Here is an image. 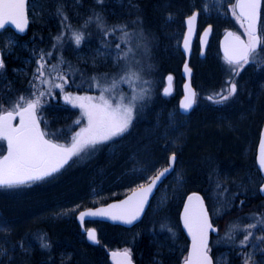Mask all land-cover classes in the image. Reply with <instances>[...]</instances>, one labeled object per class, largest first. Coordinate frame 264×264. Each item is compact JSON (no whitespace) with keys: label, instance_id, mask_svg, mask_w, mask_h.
Here are the masks:
<instances>
[{"label":"trees","instance_id":"obj_1","mask_svg":"<svg viewBox=\"0 0 264 264\" xmlns=\"http://www.w3.org/2000/svg\"><path fill=\"white\" fill-rule=\"evenodd\" d=\"M32 1L34 2V0ZM156 1L159 0H104L102 4H99L96 0H79L78 3L76 0H40L38 5L41 4L44 8L43 18L37 21H40V23L31 24L29 31L23 35H13L18 46L15 47L13 53L6 54L4 57L5 68L2 75H0V99L4 101L7 107L10 99H15L20 95L27 96L32 91L30 81H32L37 68L36 60L39 53L41 50L44 52L52 50L53 38L62 31V17L56 14L58 5L63 6V11L68 17L67 23L72 26V29L83 31L85 39L81 46L77 48L70 40L68 30L64 29L63 47L59 51L54 52L49 63H54L57 56L62 55L66 61L71 63L73 68L80 70L70 80L65 92L90 95V93L95 91L94 93L99 95L98 90L88 87L86 83L88 78L93 75L102 76L103 74H108L109 77L116 75L113 73L121 71L120 65L115 68L111 67V69H92L77 60L74 52H88V46L92 45L102 49L105 53L114 54L116 51L115 44L119 42L118 38L121 33L116 32L115 35L105 37L95 22L85 28V21L96 12L104 18L107 28L110 29L114 25H126L125 30L133 34L131 38L132 46L135 49V56H138L136 60L139 61L137 67L142 68L143 79L150 81L151 91H155L157 95V99L148 106L144 105L146 99L141 102L143 107H138L135 119L130 127V129H134L137 124L142 125L139 122L143 121L144 127H142L145 130L147 126H151L153 123V118L150 116L152 114L151 111L160 108L156 104L159 105L166 100L161 96V86L164 76L170 71L163 60L165 40L153 19L152 6ZM33 17L34 20L37 19L36 11L33 13ZM106 42L110 47L104 46ZM121 47L124 48L125 45H121ZM80 73L83 75L81 76ZM260 75L262 73L258 72V76ZM121 89L128 91V86L121 85ZM58 92L59 90L55 89L51 96H46L43 99V107L39 109V112L45 119L50 121L49 124L54 126L56 132L60 133V143H67L70 134H68L67 138H64V133H67L66 129L70 126V123L66 124L64 121L49 119H55L58 116L52 111V98L56 95L58 96ZM232 99L234 98L232 97L229 102ZM198 101L206 103L212 109L217 108V110L224 106L223 104L213 103L201 93L198 94ZM167 104L168 102L165 101L162 108L165 109ZM218 105L220 106L218 107ZM52 113L55 115H52ZM144 118L150 121L144 122ZM80 120L82 121V119ZM81 125L83 123L79 126L76 124V127ZM132 129L130 132H132ZM141 132H143L142 129ZM198 132L200 133L201 131ZM183 137L181 139H184ZM128 139L127 137L125 140L127 141ZM158 142L161 145L154 149L155 156H151L154 158H152L153 161L149 167V171H152L151 174H145L144 171L138 174L137 171L130 172L128 170H126V174H122L123 169L133 168L129 163L124 165L121 163L104 164L107 171L105 178L109 177L108 181L110 184L112 182L116 183L115 180L119 177L124 178L120 180L119 184H111L106 197L103 199L105 201L102 203L120 199L130 190L137 188L141 184H146L149 177L154 176L156 172L167 165L171 154L175 153L178 156L179 163L181 157L178 150L180 147L173 148V145L165 139ZM180 143L182 144L183 142ZM198 151V149H195V152ZM200 153L205 154L201 150ZM139 154L132 155L134 161ZM252 156L251 162H255V152ZM128 159V154H126L125 161H128ZM217 161H215L217 165H214L212 161L208 164L210 174H196L193 168L190 167L192 170L189 169L188 171L192 173V178L196 182L201 180L199 181L201 184L191 187L187 193L197 191L203 196L214 224L219 227L220 235L217 238H212L209 246L210 251L219 247L221 250L229 252L233 264H245L244 257L247 255V249L239 247V240L242 239V237H239L240 234H237L235 242L226 241L224 236L231 222L239 221L243 223L244 220L254 216H264L263 198L257 191L254 192V195H249L248 189L246 187L243 188L239 184L237 189H235L236 186L230 188L229 183H225L221 177H217L216 172L226 167L223 162ZM145 165H142L143 169H145ZM68 168L63 170L57 178L32 185L31 187L17 189L0 188L4 189L0 190L2 192L0 193V224L7 226L8 229L6 234L0 233V249L6 250L5 254L0 256V264H110L105 247L110 250L128 249L136 264H183L188 251V241L179 222L184 195L180 204L155 213L151 218V225L156 234L154 236L155 238L156 236L160 238L163 246L160 249L158 245L156 246V240L150 237V234L142 235V229L139 226L144 221L132 229L102 224L97 228L99 244L93 246L86 241L85 235L75 220L74 213L92 206L91 201L88 200L92 190H90L88 184L86 185L85 183L82 186L83 182L70 178L67 175ZM129 174L130 176L127 177ZM132 175L134 177L130 178ZM239 183L241 182L239 181ZM218 184L220 185L219 188L217 187ZM44 185L53 189L59 187L57 189L59 191H47L46 193L44 191L40 197H35L37 195L36 192L35 196H32L34 191ZM222 189H227V192L221 194ZM230 189H232L231 193H229ZM10 190L12 192L19 190V192L6 195ZM52 192L56 193L54 200L51 198L53 197ZM229 201L231 203H227ZM241 201H243V204H241ZM67 208L69 211L67 214L60 213L62 209ZM214 208H219L221 214H214ZM151 210L152 207L149 213ZM149 213L146 215V219H148ZM161 225L171 228V232L167 228L161 230ZM257 233L258 236L264 234L259 230ZM39 237H43L44 242L50 244V250L40 247ZM258 245L264 252V244L258 242Z\"/></svg>","mask_w":264,"mask_h":264},{"label":"snow or ice","instance_id":"obj_2","mask_svg":"<svg viewBox=\"0 0 264 264\" xmlns=\"http://www.w3.org/2000/svg\"><path fill=\"white\" fill-rule=\"evenodd\" d=\"M78 3L79 0H76ZM102 4L104 0H96ZM226 0H205L203 10L208 13L215 8L218 14L223 10ZM231 7L228 11L240 23L244 29L246 40L233 32L226 34L224 45V59L229 66L232 77L239 76L243 68L248 64H259L264 67V29H259L257 23L260 15L262 0H228ZM32 0H0V30H9L14 26L19 33L26 31L29 22V6ZM33 12L35 11L33 7ZM56 14L62 17V31L56 35L52 50L48 52L40 51L36 60L37 68L30 81L32 91L27 95L17 96L8 101V106L0 99V141L6 142L7 154L0 155V188L17 189L21 187H31L34 183L53 177L65 164L73 157H80L90 150H95L98 145L106 144L115 138L128 132L132 126L138 107L142 108L145 99L151 98L150 81L143 79L142 68H138L139 61L135 59V49L132 46V33L127 32L126 25H114L107 28L104 18L94 12L84 27L95 22L96 26L104 33V36L115 35L120 32L119 42L115 44L114 59L120 65L121 71L111 77L108 74L102 76L93 75L86 81L89 88L98 90V96L73 95L65 92L66 86L73 79L79 69L73 68L70 62L66 61L62 55L57 56L54 63H49L54 52L59 51L64 44V29L70 33V40L79 48L85 39L83 31L74 30L67 23L68 17L63 11V6L58 5ZM198 12H193L187 18L188 35L194 31V24L197 20ZM6 26L8 28L6 29ZM211 32V26L207 28L203 37H207ZM202 42H206L202 38ZM11 46L12 41L7 42ZM121 45H125L124 48ZM105 47H110L106 42ZM139 47V45H137ZM184 47L189 48L188 36L185 37ZM5 50L0 48V75L5 68L3 55ZM121 62H123L121 64ZM186 73L190 74L188 65L185 64ZM81 76L83 75L80 73ZM172 81V77H168ZM228 86L221 92L208 97L213 103L223 104L237 94V84L235 79L227 82ZM121 85H127L128 91H123ZM58 89L64 95V100L73 107L81 110L82 117L86 124L80 127L71 137L67 144L58 142V135L50 133L45 128H41L42 117L38 114L43 107V99L51 96L53 91ZM185 95L180 103V108L187 113L196 103V95L190 85H185ZM164 94L169 95L170 89L165 88ZM14 124L13 121L17 120ZM75 124L80 125L81 120L77 119ZM259 168L264 171V137L259 145ZM176 156L173 153L169 158V165L154 176L149 177L147 185L141 184L132 195L119 204L109 205L106 209L99 211L82 212L79 216L83 222L86 216L95 217L106 215L113 220H119L131 225L140 218L149 196L161 177L173 171ZM219 188L220 185L218 184ZM264 192V186L260 188ZM227 189H222L226 193ZM227 203H231L230 201ZM243 204V201H241ZM214 214H221L219 208H214ZM184 227L191 237V250L185 258L184 264H213L209 255V232H216V229L209 219V211L204 207L203 199L193 193L188 197V204L185 205L183 215ZM167 228L161 225V230ZM7 226L0 224V233H7ZM171 232V228H167ZM253 230L264 233V216H254L252 222L243 227L239 221L231 222L226 230L224 239L235 242L237 234H242L239 240L241 249L248 248L250 241L255 239L260 244H264V234L256 236ZM87 237L93 243H98L94 229H87ZM40 247L50 250L51 246L44 242L43 237H39ZM253 248L256 244L251 245ZM6 250L0 249V256ZM113 257L120 256L122 262L118 264H131V253L128 249L123 252H113ZM245 264L251 259L248 254L244 257Z\"/></svg>","mask_w":264,"mask_h":264},{"label":"rangeland","instance_id":"obj_3","mask_svg":"<svg viewBox=\"0 0 264 264\" xmlns=\"http://www.w3.org/2000/svg\"><path fill=\"white\" fill-rule=\"evenodd\" d=\"M39 1H32V4L29 6L32 25L44 16V8L43 5H38ZM204 3L205 0H159L153 4V19L165 40L163 60L165 61V66L176 76L173 95L177 91V96L172 99V102H168L165 109L162 108L164 102L159 105L156 104L160 108L151 111L152 114L150 116L153 118L151 126H147L143 130L144 124L143 121H140L139 123L142 125L137 124L134 129L131 128L132 132L129 134L115 138L116 140L114 142L108 143L106 146L105 144L103 146L98 145L95 150H91L86 154L82 153L80 157H75V162L67 171V175L70 178H75L76 181L83 182L82 186L85 183L86 185L88 184L90 190H92L88 196V200L91 201V205H97L105 201L103 199L106 197V193L111 184H119L120 180L124 178L119 177L115 180L116 183L112 182L110 184L108 181L109 177L105 178L107 171L104 164L121 163L124 165L125 163H129L133 168L123 169L122 174H126V170L130 172L137 171L138 174L142 171L145 174H151L152 171H149V167L155 156L154 149L161 145L158 141L165 139L173 145V148L180 147L178 152L181 158L176 171L155 197L148 219L144 220L143 224L139 226L142 229V235L150 234V237L157 241H155V244L156 246L158 245L159 249L163 246L160 238L157 236L155 238L154 236L156 234L151 225V218L155 213L180 204L183 195L185 196L191 187L196 186V184H201L199 182L201 180H197L196 182L192 178V173L188 171L189 169L192 170L193 168L196 174H210L208 164L212 161L214 165H217L215 161L218 162L217 160H219L226 167L216 172L217 177H221L225 183H229L230 188L236 186L235 189H237L238 184L243 188L246 187L249 195H254L255 191L258 192V188L262 182L261 176L255 168V162H251V158H253L252 154L255 152L254 147L256 148L257 146L256 142L258 140L259 129L264 122V77L263 80L255 84V81L252 83L251 81L253 79L245 72L243 78L235 80L238 81L236 82L237 94L233 97L236 98L235 102L224 105L220 110L212 109L206 103L198 101L199 105L197 104L196 111L190 116H181L179 111L178 100L181 95L180 68L183 62L180 45L184 35V19L193 11H199L200 13V26L204 27L208 24L214 26V39L212 40L211 50H209L208 56L201 59L195 54L191 59V65L197 68V86L199 93L209 97V95L219 93L226 88L228 86L227 82L230 79H236V77H232L229 66L223 62L217 50L218 40L224 30L234 29L235 26L230 18V11H228L231 4L226 0L222 12L218 14L215 8L205 13L203 10ZM33 7L36 11V20L33 17V13L35 12L32 10ZM37 23H40V21ZM238 33L240 34V32ZM8 41H12L11 46L8 45ZM2 44L6 54L13 53L15 47L18 46L15 38L9 33H5L2 36ZM74 55L77 60H80L86 67L92 69H111V67L115 68L118 66L115 63L113 53H105L102 49L93 47L92 45L88 46V52L76 51ZM137 57L135 56V59ZM117 73L118 71H115L113 74ZM248 82H251L256 87V90H258L256 94L251 93ZM155 93V91H151V98L145 100V106L152 104L157 99ZM73 94L78 95L77 93ZM78 117L82 119L81 123L86 124V120L82 117L81 110L78 107L70 113H58V116L53 120L64 121L66 124H69L68 122L74 123L69 124L70 126L67 125V133H64V138H67L68 134H70L67 143L71 141L72 135L83 126L76 127L75 121ZM143 120L144 122L150 121L147 118ZM141 129L143 132H141ZM198 131L201 132L199 133ZM127 137L129 139L126 141L125 139ZM182 137L184 139H181ZM179 142L183 143L179 144ZM194 144L195 146H193ZM195 149L199 151L195 152ZM200 150L205 152V154H201ZM0 152L5 153L4 144L1 142ZM138 153L140 154L134 161L132 155L135 156ZM126 154H128V161H125ZM142 165L146 166L145 169L142 168ZM129 176L130 174L127 177ZM58 188H47L44 185L34 191L32 196H35L37 192L35 197H40L44 191L45 193L47 191L54 192ZM231 191L232 189L229 190V193ZM14 192H19V190L13 192L10 190L6 195H12ZM53 192L51 193L53 194L51 198L54 200L56 193ZM0 193L2 192L0 191ZM64 210L62 209L60 213L67 214L69 212L68 208ZM77 212L75 211L74 213L76 214ZM148 221L149 223L147 224ZM251 222L252 218L246 219L243 223L241 222V225L246 227ZM253 231L258 236V230ZM239 237H242V234ZM219 240L221 241V239ZM252 244H256V247L253 248L251 246ZM246 249L247 255H251L248 264H264V258L262 256L264 253L255 239L250 241V246ZM220 260L221 264H224V262L229 264V254H223Z\"/></svg>","mask_w":264,"mask_h":264},{"label":"water","instance_id":"obj_4","mask_svg":"<svg viewBox=\"0 0 264 264\" xmlns=\"http://www.w3.org/2000/svg\"><path fill=\"white\" fill-rule=\"evenodd\" d=\"M262 6H263V0H262L261 8H260L259 20H258V23H257V27H258V29H259V24H260V20H261V10H262ZM28 16H29V15H28ZM187 18H188V17H187ZM187 18L185 19V32H184V37H183V40H182V42H181V46H180V49H181V51H182V53H183V55H184V57H185V61H184L183 65H182V69H181L182 76H183V78H184V84H183V96H182V98H181V100H180V102H179V111H180V113L183 114V115H189V114L193 111L194 106H195V104H194V105H193V108H192L189 112H187V113L183 112V111L181 110V108H180V103H181V101L183 100L184 95H185V92H186L185 85H186V84H187V85H190L191 89L195 92V89H194V87L192 86L193 70H192V68L190 67V64H189V63H190V56H191V48H192V44H193V42H194V40H195V38H196V34H197V26H198L199 15L197 16V20L195 21V24H194V31L192 32V34H191L190 36L188 35V25H187V23H186ZM29 27H30V21L28 22V25H27L26 31H25L24 33H26V32L28 31ZM7 28H8V26H6V29H7ZM207 28H209V27H207ZM207 28H206V29H207ZM206 29H205V30H206ZM10 30H12V31H13L15 34H17V35H21V34H23V33H19V32H17V31L15 30L14 26H11ZM205 30H204V31H205ZM2 31H3V30H0V33H1ZM204 31H203V33H204ZM228 32H233V31H231V30L227 31V32L221 37V39H220V52H221V54L223 55V57H224V45H225V41H226V34H227ZM203 33L201 34V36H200V40H199L200 48H201V57L204 56L205 51H206L207 46H208V43H209V40H210V37H211V32L208 34V36H207L206 38L203 37ZM233 33H234V32H233ZM186 36H188V40H189V48H188L187 51L185 50V47H184V40H185V37H186ZM202 38H203V40H205L206 42H202ZM242 39H243V38H242ZM185 64H187V65H188V68L191 70V71H190V74H189V73H186V71H185ZM168 77H169V76H168ZM168 77L166 78L167 85H166L165 88H169V89H170V93H171V91H172V81L169 82V81H168ZM171 77H172V76H171ZM165 88H164V89H165ZM164 89H163V94H164ZM164 95H165V94H164ZM262 137H264V124H263V126H262V128H261L260 137H259V142H258L257 149H256V157H255L257 168H258V170H259V172H260V175H261V177H262V180H263V181H262V184L260 185L258 191H259L260 196H261V197L263 198V200H264V192H261V191H260V188H261L262 186H264V171H261V170H260V168H259V159H258V158H259V145H260V141H261ZM175 156H176V155H175ZM176 161H177V156H176L175 163H174V165H173V171L175 170V167H176ZM168 165H169V161H168ZM168 165H167V166H168ZM167 166H166V167H167ZM173 171L170 172V173H168V174L166 175V177H161V180L157 183L156 188L153 189L152 194L149 196V198H148V202H147V204L145 205V207H144V211H143V213H141L140 218H139L138 220H136V221H135L133 224H131V225L125 224V223H123V222H121V221H119V220H113V219H111L110 217H108V216H106V215L95 216V217H89V216H86V217L84 218L83 222H81V220L79 219V216H80V214H81L82 212H88V211H99L100 209H106V208H108L109 205H112V204H119V203H121L122 201L126 200L129 196H131L133 191H131L129 194H127V195L124 196L123 198H121V199H119V200L112 201V202H110V203H108V204H106V205H101V206H97V207L87 208V209L81 210V211L76 215V221H77L78 225L80 226L81 230L85 233L87 241H88L91 245H97V244L99 243L96 229H94V230H95V233H96V239H97L98 243H93L92 241H90V240L88 239V237H87V232H86V227H85V224H86L87 222H101V223H107V224L114 225V226H121V227L126 228V229H131V228H133L134 226L138 225L140 222H142V220L144 219V217H145V215H146V213H147V211H148V209H149V207H150V205H151V203H152V200L154 199L155 195L157 194L159 188H160V187L162 186V184L168 179V177L173 173ZM146 185H147V184H146ZM134 190H136V189H134ZM193 193L198 194V195L203 199V201H204V207H205L206 209H208V207H207V205H206V202H205L203 196H202L199 192H197V191H193V192H190V193H188V194L186 195V197H185V199H184V202H183V205H182V209H181V211H180L179 219H180V224H181V227H182L183 233L185 234V236H186V238H187V240H188V242H189L187 256L189 255V252H190V250H191V243H192V241H191V237H190L189 234H188L187 229L184 227L183 215H184L185 205L188 204V197H189L190 195H192ZM208 211H209V210H208ZM209 219H210V222L212 223L210 213H209ZM212 224H213V223H212ZM213 226H214V225H213ZM214 227H215L216 229H218L216 226H214ZM90 229H93V228H90ZM217 234H218V231H216V232H211V231H210V232H209V241H208V243H210L211 236H215V235H217ZM106 251H107V255H108V259H109L110 264H118V262H122V260H123L122 257H120V256L113 257V256H112V253H113V252H121V253H122L123 250H108V249H107ZM209 255H210V253H209ZM187 256H186V257H187ZM210 257H211L212 260H213V257H212L211 255H210ZM130 259H131V264H136L135 261L133 260L132 255L130 256ZM184 262H185V261H184ZM184 262H183V264H184ZM213 264H214V260H213Z\"/></svg>","mask_w":264,"mask_h":264},{"label":"flooded vegetation","instance_id":"obj_5","mask_svg":"<svg viewBox=\"0 0 264 264\" xmlns=\"http://www.w3.org/2000/svg\"><path fill=\"white\" fill-rule=\"evenodd\" d=\"M230 18L232 19V22L235 24V26H234V29H232L236 34H239L238 32H240V36L242 37V38H244L245 40L247 39V37L243 34L244 33V29L243 28H241V26H240V23H238L237 22V20L231 15V12H230ZM263 9H262V17H261V22L262 23H260V25H259V29H264V27H263ZM208 26H211V28H212V36H211V38H210V40H209V43H208V46H207V49H206V51H205V54H204V56L203 57H201V48H200V43H199V40H197L195 43H194V45H193V49H192V55H191V59H192V57L195 55V54H197L198 55V57H200L201 59H204V58H206L207 56H208V54H209V50H211V44H212V40L214 39L213 38V31H214V26L213 25H210V24H208L207 26H200L199 25V28H198V33L199 34H201V32L205 29V28H207ZM226 30H228V29H226ZM226 30H224V32L226 31ZM224 32L222 33V35L224 34ZM221 38V37H220ZM220 38H219V40H218V46H217V50H218V52L220 53ZM220 57H221V59L223 60V62L224 63H226L225 62V59L222 57V55H221V53H220ZM192 68H193V77H192V85H193V87L195 88V90H196V93H197V95H196V104H198V94H199V91H198V86H197V79H198V76H197V68L193 65L192 66ZM247 73L248 74V76L251 78V79H253L251 82L253 83L254 81H255V84H257V82L259 81L260 82V80H263V78H261L263 75H264V67H260L259 66V64H256V65H253V64H248V65H246L244 68H243V70L240 72V74H239V76H236V79L235 80H238V79H240V78H243V74L244 73ZM258 72L259 73H262V75H260V76H258ZM175 80H176V77H175ZM175 80H174V84H176L175 83ZM236 82H238V81H236ZM251 82H248V85H249V88H250V91H251V93H254V94H256L257 92H258V90H256V87H254V85L251 83ZM182 83H183V81H182V79H181V82H180V85H181V88H182V90H181V94H182V92H183V85H182ZM256 90V91H255ZM173 91H175V87L173 88ZM177 94V91H176V93L174 94V95H172L171 97H168V98H164V99H166L165 101L166 102H172V99L175 97V96H177L176 95ZM235 99L236 98H234V99H232V101H230V102H235ZM52 101L54 102V105H55V113L56 114H63V113H70L72 110H74V109H76L77 107H73L70 103H67L65 100H64V95H62L60 92H58V96L56 95L55 97H53L52 98ZM165 101H163V102H165ZM228 103H230L229 102V100L227 101ZM227 102H225V103H223V105H226V104H228ZM220 105H218V107H219ZM217 109V108H216ZM41 117H42V114L39 112L38 113ZM52 115H55V114H52ZM49 119H51V120H54V119H52V118H49ZM44 121H46V119H44L43 117H42V120H41V128L42 129H44L45 128V123H44ZM19 121H18V118H17V120H15V121H13V123L14 124H17ZM47 122V121H46ZM53 125L52 124H49V122H47V128H46V130L47 131H49L50 133H56L57 135H58V142H60V133L57 131L56 132V129L54 128L53 129ZM53 129V130H52ZM116 139H114L113 141H109L108 143L110 144V143H112V142H114ZM1 143H3L4 144V149L6 150L7 149V144H6V142H2V141H0ZM108 143H106V144H108ZM106 144H105V146H106ZM100 146H103V144L102 145H100ZM103 148V147H102ZM91 151V150H90ZM89 152V151H88ZM6 154H7V151H6ZM75 157H73L71 160H69L68 161V163L67 164H65L64 165V167L63 168H61L60 169V171L59 172H57L53 177H50V178H47V179H45V180H43V181H40V182H37V183H34L33 185H36V184H38V183H43V182H45V181H48V180H52V179H54V178H57L60 174H61V172L63 171V170H65L66 168H68V167H71L72 165H73V163L75 162ZM67 165H68V167H67ZM130 178H132V177H130ZM91 224H93V223H91ZM212 252V255H213V258H214V261H215V264H221V260L220 259H222V256H223V251H221V248H216V249H214L213 251H211ZM263 256V258H264V255H262ZM224 264H227V263H225L224 262ZM229 264H233V262L230 260V262H229Z\"/></svg>","mask_w":264,"mask_h":264}]
</instances>
